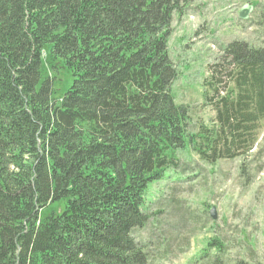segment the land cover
I'll list each match as a JSON object with an SVG mask.
<instances>
[{"label": "trees", "instance_id": "16d2710c", "mask_svg": "<svg viewBox=\"0 0 264 264\" xmlns=\"http://www.w3.org/2000/svg\"><path fill=\"white\" fill-rule=\"evenodd\" d=\"M184 1L0 0V264H150L134 231L180 154L254 149L264 46H222L203 84L215 116L195 127L169 50ZM228 248L188 264H251Z\"/></svg>", "mask_w": 264, "mask_h": 264}, {"label": "rangeland", "instance_id": "374dc122", "mask_svg": "<svg viewBox=\"0 0 264 264\" xmlns=\"http://www.w3.org/2000/svg\"><path fill=\"white\" fill-rule=\"evenodd\" d=\"M247 6L251 12L241 18ZM183 7L174 15L169 50L180 73L177 102L189 105L196 127L215 116L203 84L222 46L234 39L264 46V0H187ZM180 158L186 169L153 185L150 219L134 231L149 245L150 264H188L212 239L227 244L231 259L264 264V121L248 154L209 164L188 149Z\"/></svg>", "mask_w": 264, "mask_h": 264}, {"label": "water", "instance_id": "95a60500", "mask_svg": "<svg viewBox=\"0 0 264 264\" xmlns=\"http://www.w3.org/2000/svg\"><path fill=\"white\" fill-rule=\"evenodd\" d=\"M251 10H252V6L244 7V8L241 10V12H240V16H241V18H247V17H248V14H249V12H251ZM211 214H212V217H213V218H216L215 210H214V209H212Z\"/></svg>", "mask_w": 264, "mask_h": 264}]
</instances>
